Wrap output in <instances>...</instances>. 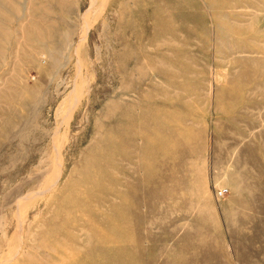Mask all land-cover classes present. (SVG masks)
I'll use <instances>...</instances> for the list:
<instances>
[{
  "label": "rangeland",
  "instance_id": "1",
  "mask_svg": "<svg viewBox=\"0 0 264 264\" xmlns=\"http://www.w3.org/2000/svg\"><path fill=\"white\" fill-rule=\"evenodd\" d=\"M0 264H264V0H0Z\"/></svg>",
  "mask_w": 264,
  "mask_h": 264
}]
</instances>
